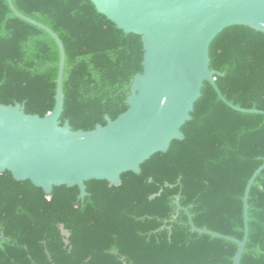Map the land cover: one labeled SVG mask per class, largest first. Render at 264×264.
I'll list each match as a JSON object with an SVG mask.
<instances>
[{
	"label": "trees",
	"instance_id": "16d2710c",
	"mask_svg": "<svg viewBox=\"0 0 264 264\" xmlns=\"http://www.w3.org/2000/svg\"><path fill=\"white\" fill-rule=\"evenodd\" d=\"M12 3L64 46L61 124L88 132L127 111L132 81L143 73L140 37L118 30L89 0ZM209 57L222 97L264 112V34L229 27ZM58 64L51 37L0 0V105L50 113ZM191 117L185 139L144 162L139 175L123 174L119 186L89 181L83 200L77 187L47 196L0 174V264H51L46 251L53 264H232L237 245L191 232L185 210L197 228L242 240L244 190L264 164V115L229 108L204 82ZM248 227L240 264H264V170L248 195Z\"/></svg>",
	"mask_w": 264,
	"mask_h": 264
},
{
	"label": "water",
	"instance_id": "95a60500",
	"mask_svg": "<svg viewBox=\"0 0 264 264\" xmlns=\"http://www.w3.org/2000/svg\"><path fill=\"white\" fill-rule=\"evenodd\" d=\"M96 11L125 34L140 37L143 73L132 81L127 111L92 131H73L60 123L63 106L64 46L48 27L22 15L6 0L13 15L44 31L59 51L56 92L52 111L43 117L27 115L24 108L0 105V174L9 172L17 182L29 181L50 196L53 188L77 187L86 196L85 183L121 184L125 173L139 175L140 166L153 155L165 154L173 141H183L182 127L192 120L204 82L229 108L215 85L217 72L210 70L209 49L229 27H246L264 34V0H89ZM264 164L249 179L242 198L241 241L197 228L186 212L191 232L232 241L237 250L232 264H240L248 242V195ZM179 210H182L178 206ZM63 234H69L61 227ZM48 260L51 257L46 251Z\"/></svg>",
	"mask_w": 264,
	"mask_h": 264
}]
</instances>
